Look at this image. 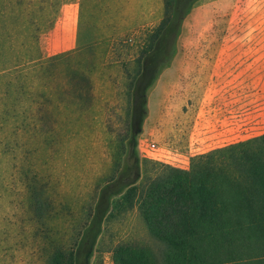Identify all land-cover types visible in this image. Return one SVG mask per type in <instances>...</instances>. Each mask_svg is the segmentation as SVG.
<instances>
[{"label":"rangeland","instance_id":"obj_1","mask_svg":"<svg viewBox=\"0 0 264 264\" xmlns=\"http://www.w3.org/2000/svg\"><path fill=\"white\" fill-rule=\"evenodd\" d=\"M31 1L0 0V264H47L53 245L68 247L92 219L101 234L90 264H114L112 249L122 242L158 249L138 205L106 212L125 184L178 167L173 154L181 149L157 125L170 69L155 85L170 66L183 0L158 53L165 64L153 79L158 62L148 60L136 92L137 61L167 14L166 0H79L77 21V10L62 19L57 10H31ZM44 14L54 25L39 23ZM66 29L78 37H61ZM144 92L147 110L133 130L140 167L129 149L117 170ZM33 190L44 203L38 212Z\"/></svg>","mask_w":264,"mask_h":264},{"label":"trees","instance_id":"obj_2","mask_svg":"<svg viewBox=\"0 0 264 264\" xmlns=\"http://www.w3.org/2000/svg\"><path fill=\"white\" fill-rule=\"evenodd\" d=\"M180 1L166 0L167 14L138 58L131 83L135 92L148 60L158 62L153 79L165 64L158 53L164 50V34L175 24ZM194 1L183 0V16ZM142 96L131 135L121 141L117 170L129 149L140 167L135 134L147 110L146 93ZM31 196L34 209L40 211L44 203L35 190ZM135 205L159 248L118 243L112 249L114 264H264V133L192 157L188 169L169 167L155 177L138 176L111 200L106 216ZM100 232L90 220L68 247L53 245L47 264H90Z\"/></svg>","mask_w":264,"mask_h":264},{"label":"crops","instance_id":"obj_3","mask_svg":"<svg viewBox=\"0 0 264 264\" xmlns=\"http://www.w3.org/2000/svg\"><path fill=\"white\" fill-rule=\"evenodd\" d=\"M28 7L60 11L62 19V11L77 10V21L79 0H32ZM39 23L54 25L45 14ZM66 32L61 37H78L77 30ZM169 69L157 125L158 132L181 149L173 154L176 166L187 168L193 156L263 134L264 0L193 3L155 90Z\"/></svg>","mask_w":264,"mask_h":264}]
</instances>
